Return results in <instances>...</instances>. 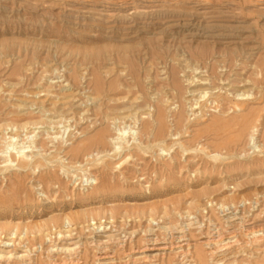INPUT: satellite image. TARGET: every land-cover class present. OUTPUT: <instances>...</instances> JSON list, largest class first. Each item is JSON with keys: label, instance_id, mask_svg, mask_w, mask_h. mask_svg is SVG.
I'll return each mask as SVG.
<instances>
[{"label": "rangeland", "instance_id": "rangeland-1", "mask_svg": "<svg viewBox=\"0 0 264 264\" xmlns=\"http://www.w3.org/2000/svg\"><path fill=\"white\" fill-rule=\"evenodd\" d=\"M0 264H264V0H0Z\"/></svg>", "mask_w": 264, "mask_h": 264}, {"label": "bare ground", "instance_id": "bare-ground-1", "mask_svg": "<svg viewBox=\"0 0 264 264\" xmlns=\"http://www.w3.org/2000/svg\"><path fill=\"white\" fill-rule=\"evenodd\" d=\"M237 59V58H236ZM108 71V70H107ZM200 79V78H199ZM227 80V79H226ZM203 82V81H202ZM204 82H206L205 80H204ZM196 83H198V82H196ZM204 86V85H203ZM201 87V86H200ZM243 93V92H242ZM242 96V95H241ZM236 97H238L237 95H236ZM243 97V96H242ZM117 151V150H116ZM118 154V153H117ZM23 157H24V159H27V155L26 154H23ZM129 158V157H128ZM24 163V162H23ZM24 164H26V163H24ZM156 241V240H155ZM154 240H153V242H155ZM156 245V244H155ZM148 249V248H147ZM101 250V249H100ZM99 250V251H100Z\"/></svg>", "mask_w": 264, "mask_h": 264}]
</instances>
